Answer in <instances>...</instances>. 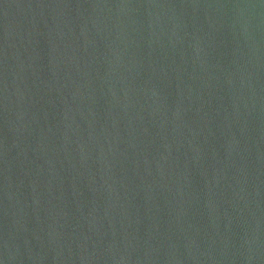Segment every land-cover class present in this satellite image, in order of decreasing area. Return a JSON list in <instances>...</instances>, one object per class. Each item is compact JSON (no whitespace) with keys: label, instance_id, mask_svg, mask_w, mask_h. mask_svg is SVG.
Returning a JSON list of instances; mask_svg holds the SVG:
<instances>
[{"label":"water","instance_id":"1","mask_svg":"<svg viewBox=\"0 0 264 264\" xmlns=\"http://www.w3.org/2000/svg\"><path fill=\"white\" fill-rule=\"evenodd\" d=\"M0 264H264V0H0Z\"/></svg>","mask_w":264,"mask_h":264}]
</instances>
